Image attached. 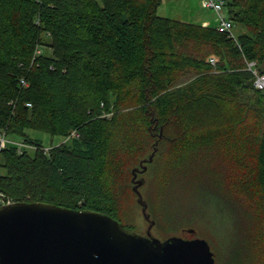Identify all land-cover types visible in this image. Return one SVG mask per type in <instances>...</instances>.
I'll return each mask as SVG.
<instances>
[{
	"label": "trees",
	"instance_id": "obj_1",
	"mask_svg": "<svg viewBox=\"0 0 264 264\" xmlns=\"http://www.w3.org/2000/svg\"><path fill=\"white\" fill-rule=\"evenodd\" d=\"M227 1L234 37L159 15L161 0H0V134L20 138L0 148V203L132 229L119 206L139 158H158L161 185L201 153L240 221L227 264H264V92L247 69L264 72V0ZM26 129L64 140L44 149Z\"/></svg>",
	"mask_w": 264,
	"mask_h": 264
},
{
	"label": "water",
	"instance_id": "obj_2",
	"mask_svg": "<svg viewBox=\"0 0 264 264\" xmlns=\"http://www.w3.org/2000/svg\"><path fill=\"white\" fill-rule=\"evenodd\" d=\"M149 155L147 161L152 160ZM132 169V191L148 221L146 235L91 209H71L43 201L0 204V264H216L208 241L150 234L147 212ZM193 233V229L189 230Z\"/></svg>",
	"mask_w": 264,
	"mask_h": 264
},
{
	"label": "rangeland",
	"instance_id": "obj_3",
	"mask_svg": "<svg viewBox=\"0 0 264 264\" xmlns=\"http://www.w3.org/2000/svg\"><path fill=\"white\" fill-rule=\"evenodd\" d=\"M157 12L159 15L186 22L216 25V13L212 9L203 8L201 0H161ZM243 31L240 25L233 24L234 35ZM39 49L48 52L45 46H40ZM25 132L32 138L40 139L44 149L56 146L64 140L59 135H51L42 130L26 129ZM4 139L20 142L19 137L11 135L4 136ZM28 151L30 154L34 152L32 148ZM149 152L148 150L143 156H148ZM194 156L193 160L196 161L192 167H184L181 172L170 173L166 182L161 185L158 177L159 171L161 173V170H158V158L151 163L142 164L146 169L139 171L138 179L144 180L139 186V191L147 203L150 219L154 222L150 234L159 240L172 235L206 238L216 264H227V259L233 263L237 261L234 250L237 247V228L240 221L223 196L217 172L208 171L211 166L200 160L201 153ZM142 157L135 164L139 170ZM186 157L192 158L190 155ZM211 161L216 168L220 167L219 162L224 164L222 158L214 155ZM131 178L130 176L126 188L122 189L125 192L120 199V213L126 223L133 225V230L145 236L148 221L144 219L141 206L136 202V194L132 192ZM190 229H193V233L189 232ZM241 248L237 247L238 250Z\"/></svg>",
	"mask_w": 264,
	"mask_h": 264
},
{
	"label": "built area",
	"instance_id": "obj_4",
	"mask_svg": "<svg viewBox=\"0 0 264 264\" xmlns=\"http://www.w3.org/2000/svg\"><path fill=\"white\" fill-rule=\"evenodd\" d=\"M227 0H201V5L205 9H212L216 13V25L214 26L219 32L227 33L229 36L234 37L233 33V21L228 16ZM37 52H40L38 50ZM213 58H210V62H213ZM247 69L250 70L254 76L253 86L264 92V72H260L256 66L255 61L247 62ZM72 136H78L76 131L70 133ZM8 140L4 139V133L0 134V148ZM19 146L23 145L18 143ZM2 204V202H1Z\"/></svg>",
	"mask_w": 264,
	"mask_h": 264
},
{
	"label": "flooded vegetation",
	"instance_id": "obj_5",
	"mask_svg": "<svg viewBox=\"0 0 264 264\" xmlns=\"http://www.w3.org/2000/svg\"><path fill=\"white\" fill-rule=\"evenodd\" d=\"M140 173L139 172H137V174H136V177H135V179H138V175H139ZM144 181V180H143ZM143 184V183H142ZM142 194V193H141ZM177 236H180V237H182V235H177ZM182 238H184V237H182ZM186 238H189V237H186ZM190 238H192V237H190Z\"/></svg>",
	"mask_w": 264,
	"mask_h": 264
}]
</instances>
